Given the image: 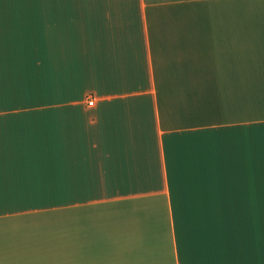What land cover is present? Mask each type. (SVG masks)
Returning <instances> with one entry per match:
<instances>
[{"label": "crops", "instance_id": "0c3cea01", "mask_svg": "<svg viewBox=\"0 0 264 264\" xmlns=\"http://www.w3.org/2000/svg\"><path fill=\"white\" fill-rule=\"evenodd\" d=\"M0 264H264V0H0Z\"/></svg>", "mask_w": 264, "mask_h": 264}, {"label": "built area", "instance_id": "2783aa9c", "mask_svg": "<svg viewBox=\"0 0 264 264\" xmlns=\"http://www.w3.org/2000/svg\"><path fill=\"white\" fill-rule=\"evenodd\" d=\"M89 104H92V100L89 101Z\"/></svg>", "mask_w": 264, "mask_h": 264}]
</instances>
